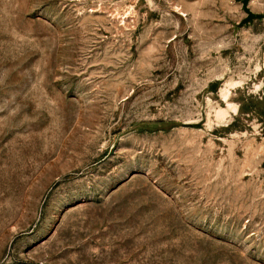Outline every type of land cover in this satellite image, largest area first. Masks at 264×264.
Masks as SVG:
<instances>
[{"label": "rangeland", "instance_id": "1", "mask_svg": "<svg viewBox=\"0 0 264 264\" xmlns=\"http://www.w3.org/2000/svg\"><path fill=\"white\" fill-rule=\"evenodd\" d=\"M0 0V264H264V0Z\"/></svg>", "mask_w": 264, "mask_h": 264}, {"label": "water", "instance_id": "2", "mask_svg": "<svg viewBox=\"0 0 264 264\" xmlns=\"http://www.w3.org/2000/svg\"><path fill=\"white\" fill-rule=\"evenodd\" d=\"M250 1L251 0H242V2H243V7H244V9L246 10V11H250V9H249V3H250Z\"/></svg>", "mask_w": 264, "mask_h": 264}]
</instances>
